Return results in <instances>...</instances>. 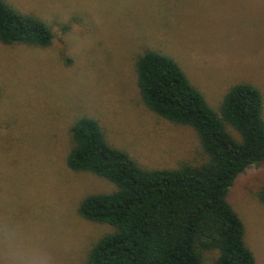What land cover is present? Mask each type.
<instances>
[{
    "label": "rangeland",
    "instance_id": "374dc122",
    "mask_svg": "<svg viewBox=\"0 0 264 264\" xmlns=\"http://www.w3.org/2000/svg\"><path fill=\"white\" fill-rule=\"evenodd\" d=\"M5 1L55 38L45 48L0 41V264H85L115 230L79 212L86 197L116 190L67 165L82 117L98 120L109 144L147 169L206 161L193 128L145 105L136 60L146 51L174 58L217 113L233 86L254 85L264 118V0ZM263 185L264 163L251 165L229 194L258 264Z\"/></svg>",
    "mask_w": 264,
    "mask_h": 264
},
{
    "label": "trees",
    "instance_id": "16d2710c",
    "mask_svg": "<svg viewBox=\"0 0 264 264\" xmlns=\"http://www.w3.org/2000/svg\"><path fill=\"white\" fill-rule=\"evenodd\" d=\"M54 38L42 19L0 0L3 44L45 48ZM136 71L145 105L166 120L193 128L207 159L199 165L147 169L110 145L98 120L79 119L71 131L68 167L116 187L81 202L83 218L115 228L95 244L85 264H258L229 194L248 167L264 163L261 91L237 84L217 113L171 56L148 50L137 58ZM258 198L264 204V185Z\"/></svg>",
    "mask_w": 264,
    "mask_h": 264
}]
</instances>
